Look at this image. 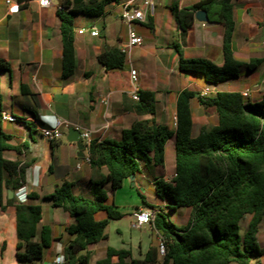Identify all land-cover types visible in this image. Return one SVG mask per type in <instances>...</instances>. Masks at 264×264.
Returning <instances> with one entry per match:
<instances>
[{
  "label": "crops",
  "instance_id": "0c3cea01",
  "mask_svg": "<svg viewBox=\"0 0 264 264\" xmlns=\"http://www.w3.org/2000/svg\"><path fill=\"white\" fill-rule=\"evenodd\" d=\"M66 1L70 2L69 9L91 6L89 0H53L49 8H40L34 0H11L10 3L0 0V59L8 63V70L0 72V97L3 112L23 119L3 122L4 132L12 137L11 144L16 147L6 151L4 158L28 164L23 187L27 194L36 193L41 197L34 201L42 208L41 224L53 229L55 239L49 249L52 261L42 264H55L63 256L69 239L65 228L75 222L68 213L42 197L52 194L58 184L67 180L73 184L75 195L89 198L92 182L107 173L104 168L92 169L78 156L76 144L67 141L70 126L81 132L90 131L92 140L110 142L119 141L123 130L130 129L137 120L155 121L175 130L178 98L182 92L190 91L195 92L190 111L192 136L196 137L217 119L214 107L205 108L199 102L204 90L208 89V95L249 90L251 102L260 101L264 92V0H234L232 36V50L239 61L249 64L263 59L262 64L255 71L244 68L238 78L219 84L208 83L203 75L179 68L181 57L206 59L217 66L224 63L222 25L207 27L195 19L187 31L181 28L177 14L201 0H154L153 7L146 6L145 0H125L105 5L99 15L78 13L89 19L85 27H79L74 16L75 68L70 77L64 78L57 10ZM100 1L96 0L94 5ZM124 3H131L145 13V22L135 25L143 44L130 50L122 69L107 70L99 61L100 55L119 49L128 40V26L121 19ZM89 28H97L100 36H92L89 31L79 33ZM131 70L137 72L136 83L131 81ZM138 90L155 93V114L136 115L126 111L125 104L133 100L132 95ZM55 119L70 125L62 128L60 140L51 142L42 136L40 127L44 121ZM5 123L11 126L6 129ZM81 140L85 145L86 141ZM84 152L87 155V150ZM140 164L141 175L135 176L134 186L144 187L142 166L156 172L151 181L154 189L157 180L170 182L175 176V156L172 172L143 161ZM127 183L129 179L123 187ZM20 194L19 189H5V204L0 208V264H18L16 212L7 201H19ZM140 208L146 207H136L133 213Z\"/></svg>",
  "mask_w": 264,
  "mask_h": 264
},
{
  "label": "trees",
  "instance_id": "16d2710c",
  "mask_svg": "<svg viewBox=\"0 0 264 264\" xmlns=\"http://www.w3.org/2000/svg\"><path fill=\"white\" fill-rule=\"evenodd\" d=\"M22 1V0H20ZM125 0H89L86 8L69 9L64 2L57 10L63 45V77L72 75L75 68L74 16L78 13L99 15L109 3ZM207 11L211 21L224 27V63L217 66L206 60L180 58L183 72L203 75L208 83L219 84L240 76L247 68L255 71L263 59L249 64L239 61L232 50L235 29L234 0H201L177 14L181 28H191L195 14ZM99 61L107 70L122 69L126 55L111 49L100 55ZM8 70V63L0 59V72ZM138 100L125 104L126 111L136 115L155 114V93L137 91ZM195 92L184 91L177 102L175 130L155 121L137 120L130 129L123 130L119 141L92 140L90 166L94 170L106 169L91 184V197L77 196L73 184L64 180L54 192L42 197L53 207L61 208L74 219L65 228L69 236L63 249V264H90V247L105 241V232L111 220H119L123 213L110 200V192L123 187L131 175L141 172L143 161L147 165L164 167L166 145L175 137V176L170 182L159 179L156 193L169 200L173 210L185 208L189 222L179 227L165 211L144 201L154 213V229L165 241L163 264H251L259 263L263 250L259 232L264 222V92L258 102L246 101L237 91H222L199 97L205 108L214 107L217 119L192 136L190 100ZM3 104L0 97V208L5 204V189L17 190L25 183L28 164L9 161L6 151L15 150L12 137L3 130ZM20 121L23 119L19 118ZM43 126L46 124L42 123ZM109 186L110 192L106 187ZM163 193L164 195H162ZM41 198L29 193L27 202L9 199L7 205L16 212L18 264H36L44 259L45 251L53 245L51 226L41 224L42 208L34 201ZM241 224L245 232L241 234ZM94 264H158V247L151 245L144 257L134 258L129 249L108 246L106 255Z\"/></svg>",
  "mask_w": 264,
  "mask_h": 264
},
{
  "label": "rangeland",
  "instance_id": "374dc122",
  "mask_svg": "<svg viewBox=\"0 0 264 264\" xmlns=\"http://www.w3.org/2000/svg\"><path fill=\"white\" fill-rule=\"evenodd\" d=\"M77 25L79 27H85L88 23V17L84 14H76ZM188 53V52H187ZM190 55V54H188ZM252 99V97H251ZM11 126L9 123H5V128ZM38 135H36V138ZM175 138H171L166 148V163L164 168L167 171L172 172L174 156H175ZM142 170L145 172V183L144 187L139 185L133 186L132 181L129 180L126 186L118 189L115 192H110V187L107 186L106 189L110 192V200L115 202V205L123 213V217L119 220H111L107 226L105 232L107 234V239L101 241L95 246L90 247L91 261L90 264H94L98 259L105 257L106 249L108 246L116 249H129L132 251L133 257L143 258L146 251L151 245H159V235L156 230L145 226L142 229L131 228L132 213L136 207L144 205V201L150 205L158 204L160 205L165 213L168 215L170 220L174 222L179 227H185L189 222V214L185 208H179L173 210L170 205L169 200L164 196L161 198L153 188L151 181L153 180L154 174L149 166H142ZM141 175V174H139ZM171 181V180H170ZM164 195L163 193H161ZM245 232V225L241 224V234ZM259 244L263 250V254L260 258V262L257 259H253L251 264H264V222L261 225L259 232ZM141 247V248H140ZM52 261V252L48 249L45 251L44 259L42 261H37L36 264L48 263ZM24 264V263H22Z\"/></svg>",
  "mask_w": 264,
  "mask_h": 264
},
{
  "label": "built area",
  "instance_id": "2783aa9c",
  "mask_svg": "<svg viewBox=\"0 0 264 264\" xmlns=\"http://www.w3.org/2000/svg\"><path fill=\"white\" fill-rule=\"evenodd\" d=\"M11 0H7V3H10ZM40 8H49L52 5L53 0H34ZM145 5L148 7H153L154 0H145ZM59 10H62V7H59ZM121 19L122 21L128 26V40L122 43L119 46V50L128 55L130 50L133 47H140L143 44V39L137 34L135 25L137 23L145 22V13L143 10L133 7L131 3H124L121 11ZM264 22V16H263ZM89 31L92 36H100V32L97 28H89V29H82L79 33H85ZM131 81L136 83L137 81V72L135 70H131ZM262 85L264 86V76L262 79ZM209 93L208 89L204 90L201 96L205 97ZM243 98L246 101L251 100V92L249 90L241 92ZM133 100H138L137 92H134L132 95ZM2 121L8 122H17L20 119L17 116L7 114L2 112ZM176 122V117H175ZM46 126L40 127V132L42 136L51 141H58L63 137L62 128H68L69 123L62 121L60 119H55L53 122L44 121ZM81 138L86 141L85 146L90 147L92 142V134L90 131H83L81 132ZM85 162L90 164V153H88L84 157ZM21 193L19 196V201L25 203L27 201V191L25 187L19 189ZM133 220L131 222V228L133 229H142L145 226H151L154 229V213L151 209L147 208H140L137 209L133 214ZM165 241L162 237L159 236V245H158V264H163V257L165 256ZM64 257H60L55 264H63Z\"/></svg>",
  "mask_w": 264,
  "mask_h": 264
},
{
  "label": "water",
  "instance_id": "95a60500",
  "mask_svg": "<svg viewBox=\"0 0 264 264\" xmlns=\"http://www.w3.org/2000/svg\"><path fill=\"white\" fill-rule=\"evenodd\" d=\"M195 19L200 23H204L207 27H215L216 25H218L217 22L210 20L209 15H208L207 11H205V10L198 11L195 14ZM67 141L76 144L78 151H79V154H78L79 157H82V158L85 157L86 154H85L84 150H87V154L89 153V148L86 147L82 143L81 131L78 130L77 128H75L74 126H70L68 128ZM129 180L132 181V185L134 186L135 185V182H134L135 175H131L129 177ZM9 194L11 195L12 192L9 191Z\"/></svg>",
  "mask_w": 264,
  "mask_h": 264
}]
</instances>
